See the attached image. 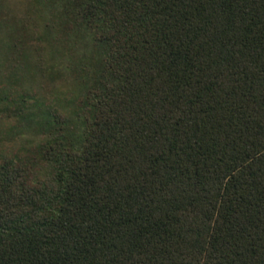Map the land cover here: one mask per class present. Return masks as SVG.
I'll return each mask as SVG.
<instances>
[{"label":"trees","instance_id":"obj_1","mask_svg":"<svg viewBox=\"0 0 264 264\" xmlns=\"http://www.w3.org/2000/svg\"><path fill=\"white\" fill-rule=\"evenodd\" d=\"M21 4L8 72L75 83L0 97L41 128L0 150V264H264V0Z\"/></svg>","mask_w":264,"mask_h":264},{"label":"rangeland","instance_id":"obj_2","mask_svg":"<svg viewBox=\"0 0 264 264\" xmlns=\"http://www.w3.org/2000/svg\"><path fill=\"white\" fill-rule=\"evenodd\" d=\"M22 9L21 0H0V97L10 93L9 91L14 90V88H18L19 85L26 90H35L38 96H42L44 92L48 93L49 90H53V92L57 94V97L53 98L54 102H58L63 109L71 110V103L67 102L65 105V101H61L64 98H68L70 91H73L75 82H73V85L71 84L72 79L69 77L64 67L67 59L60 53L55 52L54 54L51 53L48 55L50 61H52V64H55L59 72L58 79L55 80V83L47 82V84H44L43 79L30 75L20 78L17 72L13 73L7 70L10 55L7 49V43L9 40H11L10 43H15L16 41L18 44L20 42L16 40L18 37L19 25H15V22L17 23L20 21ZM8 24H11V26L8 27ZM12 25L14 26L11 29L12 35H10L8 29L12 27ZM85 36L87 35L85 34L83 36L84 41L81 40L80 43L87 42V37ZM15 55L20 56L17 47L15 48ZM53 76L54 75H52V77ZM58 98H60V100ZM5 102L6 101L0 99V150H7V148L8 150L24 149L28 147L29 144L36 142L38 136H40V125L36 122V117L34 116L32 117L33 120L21 119L18 102ZM34 107V105H30L28 110Z\"/></svg>","mask_w":264,"mask_h":264}]
</instances>
